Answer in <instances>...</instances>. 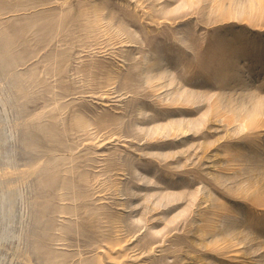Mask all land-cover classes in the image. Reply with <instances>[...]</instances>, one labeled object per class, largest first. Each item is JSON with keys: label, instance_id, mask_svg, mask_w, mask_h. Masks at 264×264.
Masks as SVG:
<instances>
[{"label": "rangeland", "instance_id": "374dc122", "mask_svg": "<svg viewBox=\"0 0 264 264\" xmlns=\"http://www.w3.org/2000/svg\"><path fill=\"white\" fill-rule=\"evenodd\" d=\"M0 264H264V0H0Z\"/></svg>", "mask_w": 264, "mask_h": 264}, {"label": "bare ground", "instance_id": "6f19581e", "mask_svg": "<svg viewBox=\"0 0 264 264\" xmlns=\"http://www.w3.org/2000/svg\"><path fill=\"white\" fill-rule=\"evenodd\" d=\"M148 62V61H147ZM146 62V63H147ZM148 68H149V66H146L145 67V69H147L148 70ZM152 77H153V79H154V81L155 80H160L161 79V74L160 75H158V76H151V77H148V80L150 81L151 79H152ZM181 97H184V99L185 98H187V95L185 96L184 94H180L177 98H178V100L181 98ZM185 101H187V102H190L191 103V105H193V104H195V103H197L198 101H194L193 102V100L192 99H185V100H183V102H185ZM181 123V122H180ZM178 130L177 131H180V133H185V132H187V131H190V130H192L191 128H192V123H188V125L189 126H187V128H183V126H181V124H179L178 123ZM191 127V128H190Z\"/></svg>", "mask_w": 264, "mask_h": 264}]
</instances>
